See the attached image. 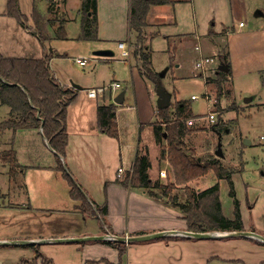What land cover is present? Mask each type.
Here are the masks:
<instances>
[{"label":"crops","instance_id":"crops-1","mask_svg":"<svg viewBox=\"0 0 264 264\" xmlns=\"http://www.w3.org/2000/svg\"><path fill=\"white\" fill-rule=\"evenodd\" d=\"M49 1L51 7L47 8L46 0H32V10L26 18L27 21L21 25L15 18L7 15L8 0H0V55L4 58L26 59H41L49 55L48 66L52 78L59 85L73 90L74 100L66 109L65 155L58 157L65 172L79 188L95 215L80 209L82 199L75 200L70 197L69 183L57 170V153L51 148L40 128L15 131L7 129L0 137L1 146L9 147L10 144L15 153V164L19 166L18 173L21 175L23 187L18 186L17 192L12 194L13 200L6 202L4 198L10 190L7 182L6 189L0 193V210L16 216L21 228H31L32 234L36 236L28 240L33 241L174 233L161 238L124 243L125 253L121 260L117 246L107 243L111 241L90 240L42 242L40 245L36 244L38 246L35 253L30 252L19 257L17 261H10V264H18L22 259L27 261L26 264H45L42 258L49 261V264H180L184 259L207 260V238L180 234L189 229L180 208L172 203H186L185 185L172 190L173 199L168 200L161 194L153 197L144 189L130 185L126 187L119 183L133 168L138 154L147 158V175L150 180L161 185L174 182L172 167L164 158L166 140L156 142L153 135L152 124L159 120L157 85L152 82L154 89H149L147 98L143 99L141 96L138 100L137 96V82L143 81L147 87L146 80L149 79L143 75L141 61L133 53L137 34L129 28L130 0H96V40H78L83 17L82 0ZM233 1L235 0H168L165 4L151 6L143 34L151 53L152 71L157 73L153 66L156 52L167 53L170 59L169 67L161 72V79L170 72L173 80L181 78L190 61L195 64L200 56L217 54L220 50L218 45L222 42V31L235 30L234 14L237 7ZM236 1L239 4L243 2ZM16 2L19 13L26 16L20 9V0ZM34 3L45 20L49 34V40L44 43L39 41L33 31ZM254 15L263 16L260 11H256ZM88 16H91L90 12ZM240 22L238 21V25ZM244 27L238 26L239 29ZM128 35L130 55L123 57L117 44L125 41ZM99 49H110L113 55H93V51ZM223 55L229 73V52L224 51ZM77 58L85 59V65L80 66L76 62ZM75 64L81 69L74 68ZM194 70L195 66L193 72ZM225 80H229L228 76ZM114 81L121 84L117 91H107L96 98L88 96L87 90L107 86ZM74 84L80 88H74ZM128 85L133 88L131 103L126 98V89L123 90ZM161 86L169 95L168 108L173 118L175 106L172 104L184 100L176 95L175 87L169 92L162 84ZM120 92L124 93L123 102L116 104L114 99ZM108 105L115 106L117 139L108 136L98 125L97 108ZM3 108L0 104V122L14 118L15 115H11L10 109H5L1 116ZM192 119L195 120L193 126L201 121L195 117ZM145 131L147 137L143 139ZM187 136L190 135H186L184 139ZM250 144L249 141L245 146ZM227 152L222 151V156L218 157L207 148L209 156H216L222 162ZM239 160L242 165L238 169H232L231 179L235 197L239 202L243 231L264 237V216L258 218L257 222L250 221L249 227L243 221L245 213L252 212L258 205L264 208V180L261 179L256 185L246 182L242 175L243 161L240 157L237 161ZM120 168L124 172L118 177ZM161 170L166 171V178L159 177ZM261 176H264L263 171ZM167 177L168 180L164 181ZM220 181L225 180H218L209 171L187 185L196 192H201L218 183L222 213L225 217L232 218L234 200L229 196L228 187L232 209L228 201L229 211H226L220 192ZM193 183L198 186L194 188L191 186ZM179 188H182L183 194L179 193ZM103 205L107 207L106 225L96 213V207ZM37 227L43 229L37 231ZM5 241L6 238H0V242Z\"/></svg>","mask_w":264,"mask_h":264},{"label":"rangeland","instance_id":"rangeland-1","mask_svg":"<svg viewBox=\"0 0 264 264\" xmlns=\"http://www.w3.org/2000/svg\"><path fill=\"white\" fill-rule=\"evenodd\" d=\"M233 2H236L237 7L234 14L235 30L224 29L222 42L218 45L219 52L206 56L215 58L220 65L223 59L226 60L225 56H222L223 52H229L228 61L231 72L226 73L225 76H228L229 80L222 82L219 87L216 77L219 65L217 67L213 65L200 73L196 70L193 72L194 63L190 61L187 71L182 74L181 78L173 80L172 73L169 72L160 81L169 92L175 87L176 95L190 105L195 118H204L210 112L215 114L214 123L202 119L192 127V133L184 139L187 150L197 159L205 160L210 155L207 153V148L216 155L217 148L220 146L221 152L228 151L224 161H220L221 164L229 170L238 169L242 165L241 160L237 161L240 157L243 161L244 173L242 175L245 181L256 185L261 179L264 180V176H261V172H264V0H243L241 4L236 0ZM45 5L49 8L51 2L46 0ZM20 9L26 15H22L24 21H27L26 18L32 10V0H20ZM256 11H260L263 16L255 17ZM238 21H241L245 27L239 29ZM161 43L164 44L163 41ZM136 47H138L137 43ZM134 49L133 46V51ZM186 60L188 62V58ZM169 65L170 59L167 53L156 52L154 54L153 66L157 75L162 74L161 72ZM74 68L81 69L78 64H75ZM152 82L146 80L147 87L143 81L137 82L138 100L141 96L143 99L148 97L150 90L154 89ZM125 89L126 98L130 102L133 88L128 85L123 88ZM193 95L198 96V99L191 100L190 97ZM176 103L175 101L172 106L174 107ZM154 105L156 107V103ZM2 106L4 108L1 116L4 115L5 109H9L7 106ZM146 137L147 132L145 131L143 139ZM246 140L251 144L245 146ZM10 149V144L9 147H3L0 144V193L6 189L7 182H9L8 188L10 189L9 193L4 191L7 193L4 198L6 202L13 200L12 194L17 192L18 186L23 188L21 175L18 173L19 166L14 164L11 171V164L1 159L2 155ZM167 180L168 177L164 179V181ZM191 186L196 188L198 184L193 183ZM179 190L181 191L179 193L183 194L182 188ZM220 192L225 210L229 211L228 201L231 209L232 201L228 196V186L225 181H220ZM261 216H264V208L258 205L252 212L245 213L243 221L249 227L250 221L257 222ZM16 220V216L13 217L11 213L0 210V238H6L8 242L0 245V264H10L12 263L10 261H17L19 257L30 252L35 253L37 246L40 245L38 243L15 244L37 242L28 240L36 236L32 234V229L21 228ZM40 229L43 228H36L37 231ZM205 244H207V260L184 259L180 261V264H206V262L207 264H264V243L258 240L246 237L207 238Z\"/></svg>","mask_w":264,"mask_h":264},{"label":"trees","instance_id":"trees-1","mask_svg":"<svg viewBox=\"0 0 264 264\" xmlns=\"http://www.w3.org/2000/svg\"><path fill=\"white\" fill-rule=\"evenodd\" d=\"M167 2L168 0H130L129 28L137 34L136 43L138 45L133 53L141 61L143 75L156 85L160 82L161 77L151 69V53L148 41L143 34V28L146 25V17L150 7ZM82 12L81 33L78 40H96V0H82ZM89 12L91 13L90 17L88 16ZM7 15L15 18L20 23H24L16 0H8ZM32 19L35 27L33 31L39 41L41 43L48 41L49 34L45 20L38 12L36 3L33 5ZM49 60V55H45L41 59L4 58L0 55V104L9 107L11 115H15L14 118L0 122V133L7 129L13 131L25 128L39 129L41 121H43L42 133L51 148L57 153V170L62 173L69 183L70 197L75 200L82 199L80 209L83 212L90 211L89 213L95 215L79 188L65 172L58 157L65 155L67 146L66 109L75 96L73 90L59 85L52 78L48 66ZM221 62H225V60L223 59ZM225 75L222 71H216L217 86L220 87L222 82L225 81ZM174 111L175 114L172 118L169 108L158 109L157 116L159 120L152 124L155 141L166 140V147L163 152L172 167L174 182L161 185L159 182L150 180L147 175L149 166L147 158L138 154L132 175L129 172L126 173L119 183L126 187L130 185L144 189L153 197L161 194L167 197L168 200L173 199L171 198V192L177 185H185L186 203H172V205L180 208L183 214L182 218L186 221L189 231L200 233L243 231L239 202L235 197L234 185L231 179L232 170L225 168L220 160L214 156H209L205 160L197 159L193 153L187 150L184 137L191 134L192 129L188 128L185 122L194 118V116L190 110V105L186 101L177 102ZM97 121L104 133L114 139L118 138L114 105L99 106L97 108ZM1 159L11 164L10 170L12 171V167L16 163L14 151L12 149L8 150L7 153L2 155ZM209 171H212L218 180L227 181L229 196L234 200L232 218H227L222 213L218 183L201 192H196L193 188L187 186V183L206 175ZM96 213L106 225V205L96 207ZM107 243L117 246L121 260L125 253L124 243L117 241ZM42 261L49 264V261L44 258H42ZM26 263L27 261L21 260L18 264Z\"/></svg>","mask_w":264,"mask_h":264},{"label":"water","instance_id":"water-1","mask_svg":"<svg viewBox=\"0 0 264 264\" xmlns=\"http://www.w3.org/2000/svg\"><path fill=\"white\" fill-rule=\"evenodd\" d=\"M93 55L96 56H112L113 52L109 49H100V50H95L93 51ZM218 71H222L224 73H227L229 71V68L225 62H222L219 67ZM163 74H160V77H162ZM74 88L79 89L80 87L77 85H73ZM123 92H120L116 98L114 99V102L116 104H121L123 102ZM157 95H158V108L163 109V108H168L169 107V95L163 90L160 82L157 84ZM245 101H248V99H245ZM42 125L43 121H41V126L40 129L42 130ZM246 143H249L248 140H246ZM216 156L221 157L222 152H221V147L218 146L217 151H216ZM174 232H161V233H155V234H149V235H141V236H113V235H106V236H90V237H82V238H73V239H54V240H39L37 242H22V243H15V244H34V243H42V242H83V241H90V240H109V241H117L121 243H132V242H137V241H142V240H150V239H155V238H161L167 235H170ZM181 235H185L188 237H193V238H226V237H246L254 240H258L262 243H264V237L256 234L254 232L250 231H231V232H190V231H185V232H180ZM8 242H0V245L2 244H7Z\"/></svg>","mask_w":264,"mask_h":264},{"label":"built area","instance_id":"built-area-1","mask_svg":"<svg viewBox=\"0 0 264 264\" xmlns=\"http://www.w3.org/2000/svg\"><path fill=\"white\" fill-rule=\"evenodd\" d=\"M239 26L242 27L243 23L240 22ZM129 43H130V38H129V35H128V37H127V39L125 41L119 42L117 44L118 48L121 50V55L123 57H128L130 55V50H129L130 44ZM76 62L80 66L85 65V59H83V58H77ZM213 65H214V67H217L219 65L218 61L215 60V58H213V57H202V56H200V58H198L195 61V64H194L195 70L197 72H200V73L204 72L207 68H209V67H211ZM120 88H121V84L119 82H115L114 81V82L109 83L107 86H102V87H98V88H95V89H89V90H87V94H88L89 97L96 98L99 95H103L107 91H111L113 93V92L117 91ZM191 99L192 100H196V99H198V96L193 95V96H191ZM207 101L209 102V98L208 97H207ZM202 119L209 120L210 123H214L215 120H216L215 114L213 112L208 113L207 116L204 117V118H200V117L197 118V120H202ZM194 121L195 120H193V119H188L185 122V124H186V126L190 127V126H193L195 124ZM123 172H124L123 168H120L118 170L117 176L121 177ZM132 173H133V168H131L129 170V174L132 175ZM166 176H167V174H166L165 170H161L159 172V177L166 178Z\"/></svg>","mask_w":264,"mask_h":264}]
</instances>
